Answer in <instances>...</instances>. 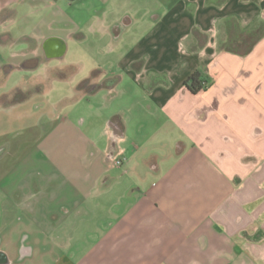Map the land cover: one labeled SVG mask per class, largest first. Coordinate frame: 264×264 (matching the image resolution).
<instances>
[{"label": "crops", "instance_id": "obj_1", "mask_svg": "<svg viewBox=\"0 0 264 264\" xmlns=\"http://www.w3.org/2000/svg\"><path fill=\"white\" fill-rule=\"evenodd\" d=\"M146 3L125 0L115 11L88 13L83 22L73 16L68 24L84 29L82 41L93 37L88 52L109 69L95 83L116 80L92 95L117 92L148 108L128 107L130 119L121 110L108 116L100 151L97 141L79 139L83 173L62 165L41 184L23 186L6 171L0 190L10 204L0 209L2 222L14 217L31 227L22 232L28 251L20 260L31 257L36 239L49 260L43 264H264V35L243 57L221 49L227 19L246 29L264 25V0ZM9 7L0 1L2 75L14 68L1 54L15 15ZM67 35L46 37L34 51L45 62L62 58L73 38ZM195 72L206 88L191 94L184 84ZM161 131L171 136L161 141L166 155L152 148L140 154Z\"/></svg>", "mask_w": 264, "mask_h": 264}, {"label": "rangeland", "instance_id": "obj_2", "mask_svg": "<svg viewBox=\"0 0 264 264\" xmlns=\"http://www.w3.org/2000/svg\"><path fill=\"white\" fill-rule=\"evenodd\" d=\"M0 1L9 2L10 10L15 12V15H12L14 18L9 21V26L12 27L8 36L9 49L1 52L14 68L11 72L5 71L6 75L0 72V181L4 178L2 175L9 171L16 182L23 183V186H29L36 181V184H41L42 175L60 173L62 165L71 166L76 173L77 171L83 173V168H87L88 162H82V167L77 159L78 151L81 152L83 148L82 144L80 150L77 148L78 140L88 138L97 141L96 150L100 151L107 143L104 128L109 120L108 116L116 110H121L120 116L123 119H130L132 113L127 112L128 107H135L138 111L148 108V105L142 98L131 103L130 99L121 97L117 92L109 94L101 91L95 95L82 96L73 94L76 84L86 78L92 70L99 69L101 74L98 78H101L106 76L104 72L109 69L99 63L98 55H91L88 52L89 47L93 45L91 43L93 37L82 41L79 32H84V29L76 30L68 22L73 16L81 17L80 22H83L84 16L100 9L115 11L125 0ZM144 1L148 3L144 7L149 8L150 0ZM128 4L132 7L135 0H128ZM56 22L59 23L57 26ZM68 33L73 34V38L68 41L69 51L64 57L45 62L42 51L40 49L34 51V46H41L46 37L68 38ZM20 35H25L32 41L18 40ZM78 44H81L80 49ZM37 56L41 62L37 68L29 69L23 66L25 61L35 59ZM35 89L42 90V93L33 94ZM18 91L27 93L26 99L15 104L8 103L13 93ZM21 93H18V96H21ZM153 109L156 112L155 108ZM153 117L155 122H160L157 113ZM167 134L168 131H161V136L150 141L151 144L141 149L139 153L144 154L152 148L165 156L169 147L162 142L163 140L167 142L164 137H171ZM128 144H131V140L126 146ZM8 181L2 180L0 187ZM67 182L69 184L70 180ZM81 185L86 188L85 185ZM16 196L18 198L20 195ZM9 204L7 196L0 190V209L4 206L8 208ZM3 223L0 211V229H3L0 233V250L7 252L10 264H43L49 261L43 259L42 243L36 239L29 241L33 246L31 257L20 260L18 242L15 240L18 234V240L24 239L22 232L29 234L31 227H26L14 217ZM43 243L51 245L47 240Z\"/></svg>", "mask_w": 264, "mask_h": 264}, {"label": "trees", "instance_id": "obj_3", "mask_svg": "<svg viewBox=\"0 0 264 264\" xmlns=\"http://www.w3.org/2000/svg\"><path fill=\"white\" fill-rule=\"evenodd\" d=\"M225 31H226V40L221 44V49L238 55L246 56L248 55L255 44L263 37L264 35V25L259 26L255 29H246L242 28L235 18H230L225 21ZM38 65V59H31L25 61L23 66L26 68H35ZM101 72L99 69L92 70L89 75L76 84V90L84 93L85 95H92L98 90L106 87H110L116 83L115 79H112L105 83H95V80L100 76ZM185 88L191 94H197L206 88V81H203L198 72L192 74L184 84ZM18 93H13L12 99L8 102L10 104H15L26 99L27 93H21V96H18ZM111 123L115 124L114 119H111ZM118 126V125H117ZM120 131V126L117 128Z\"/></svg>", "mask_w": 264, "mask_h": 264}, {"label": "flooded vegetation", "instance_id": "obj_4", "mask_svg": "<svg viewBox=\"0 0 264 264\" xmlns=\"http://www.w3.org/2000/svg\"><path fill=\"white\" fill-rule=\"evenodd\" d=\"M27 251L28 248L26 247L25 242L21 240L19 243L20 259H22L23 255H25ZM0 264H10V261L3 254H0Z\"/></svg>", "mask_w": 264, "mask_h": 264}, {"label": "water", "instance_id": "obj_5", "mask_svg": "<svg viewBox=\"0 0 264 264\" xmlns=\"http://www.w3.org/2000/svg\"><path fill=\"white\" fill-rule=\"evenodd\" d=\"M54 39H47L45 42H44V44H43V47H44V51H45V54H46V56L48 57V56H53V55H51V52H50V50L48 49V47H47V45L49 44V42L50 41H53ZM49 46V45H48ZM63 53V51H60V52H57L56 53V55H54V56H60L61 54ZM55 54V53H54Z\"/></svg>", "mask_w": 264, "mask_h": 264}, {"label": "built area", "instance_id": "obj_6", "mask_svg": "<svg viewBox=\"0 0 264 264\" xmlns=\"http://www.w3.org/2000/svg\"><path fill=\"white\" fill-rule=\"evenodd\" d=\"M120 164H121V161H119V160H116V161H115V165H116V166H119Z\"/></svg>", "mask_w": 264, "mask_h": 264}]
</instances>
